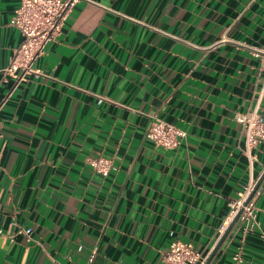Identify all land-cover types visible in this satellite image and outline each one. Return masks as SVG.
<instances>
[{
	"label": "crops",
	"instance_id": "1",
	"mask_svg": "<svg viewBox=\"0 0 264 264\" xmlns=\"http://www.w3.org/2000/svg\"><path fill=\"white\" fill-rule=\"evenodd\" d=\"M18 3L0 0V264H163L174 241L210 256L264 174V140L250 170L235 121L264 73V0H81L33 65L45 76L22 83L6 72ZM152 118L184 133L175 148L145 138ZM257 191L245 264H264Z\"/></svg>",
	"mask_w": 264,
	"mask_h": 264
},
{
	"label": "built area",
	"instance_id": "2",
	"mask_svg": "<svg viewBox=\"0 0 264 264\" xmlns=\"http://www.w3.org/2000/svg\"><path fill=\"white\" fill-rule=\"evenodd\" d=\"M9 21V26L19 31L20 45L14 50L6 72L18 83L25 82L29 76H45L41 70L34 68L35 61L44 54L46 45L57 38L75 6L81 0H18ZM259 108L261 112H259ZM235 121L245 132L244 154L251 170L256 161L252 154L253 146L264 140V73L257 92L255 108L245 114H236ZM1 126V123H0ZM183 132L167 122L152 118L145 130V138L156 147L173 149L178 144V138H183ZM92 169L99 174H106L111 168V162L103 158L90 163ZM258 180L249 176L238 198L228 204L229 212L221 230L223 234L231 221L239 214L232 232L240 233V243L230 256V264H245L244 243L247 234L258 226L257 209L255 205ZM1 233V232H0ZM29 239V230L23 231ZM264 238V236H262ZM209 254L202 257L192 245L174 241L169 245L168 252L163 256V264H205Z\"/></svg>",
	"mask_w": 264,
	"mask_h": 264
},
{
	"label": "water",
	"instance_id": "3",
	"mask_svg": "<svg viewBox=\"0 0 264 264\" xmlns=\"http://www.w3.org/2000/svg\"><path fill=\"white\" fill-rule=\"evenodd\" d=\"M264 179V174L263 176L260 178V180L257 182L256 185V189H258L260 183L263 181ZM239 214H237V216H235V218L231 221V223L229 224V226L226 228V230L224 231L222 237L220 238V240L218 241V243L216 244L214 250L212 251V253L210 254V256L207 258L205 264H209V262L211 261V259L214 257L215 253L217 252V250L220 248V246L222 245V243L224 242L225 238L227 237V235L229 234V232L231 231V229L233 228L235 222L238 219Z\"/></svg>",
	"mask_w": 264,
	"mask_h": 264
}]
</instances>
